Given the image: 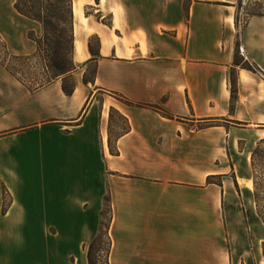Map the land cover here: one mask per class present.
I'll return each mask as SVG.
<instances>
[{"label":"crops","instance_id":"crops-1","mask_svg":"<svg viewBox=\"0 0 264 264\" xmlns=\"http://www.w3.org/2000/svg\"><path fill=\"white\" fill-rule=\"evenodd\" d=\"M77 3L71 95L61 79L31 87L0 64L1 219L45 222L43 264H88L108 196L103 263L241 264L227 244L228 175L264 141V0L243 20L238 0ZM20 17L0 41L33 55L27 32L41 26ZM237 41L256 72L234 64Z\"/></svg>","mask_w":264,"mask_h":264},{"label":"rangeland","instance_id":"rangeland-1","mask_svg":"<svg viewBox=\"0 0 264 264\" xmlns=\"http://www.w3.org/2000/svg\"><path fill=\"white\" fill-rule=\"evenodd\" d=\"M115 1L103 0L101 2L100 0H95V3L100 4L102 10H107L113 6ZM122 1L125 3V0ZM14 2L15 0H0L1 27L6 26L7 22L25 20L14 10ZM262 8L263 0H239L236 19L243 20L248 14L260 13ZM83 11L86 15L92 13L85 7ZM99 19L100 16H98ZM102 21L110 24L109 17ZM9 30L6 29L4 31L7 32ZM0 32H2L1 28ZM30 32H33L34 37L42 36V30L35 29L28 31L27 37ZM0 60L8 67L16 70L19 73L20 79L31 87L43 82L46 78L45 64H47V61L43 57L14 55L8 50L3 40L0 41ZM92 70L93 67L89 66L87 78L92 74ZM244 143L240 144V149H244ZM250 145L251 143H249ZM235 162L237 163L236 171L228 175L232 194L228 193L227 195L226 211L227 217L230 218L228 231L226 232V234H229L227 235V244L233 249L234 257L236 259L241 258V264H264V141L255 142L253 148L245 151L241 157H237ZM234 178L236 184H238V181L240 182L238 184V195L235 193L232 185ZM222 180V176H216L210 181L221 183ZM35 192H39V190H35ZM10 200L11 198L9 197L6 209ZM2 215L4 213L1 209L0 262L2 264H10L23 259L27 260L31 257L37 264H43L46 248L45 222L37 220H24L20 222L12 219L2 220ZM101 223L106 227V220L99 221V228L101 227ZM228 238L230 242H228ZM101 241L103 243L106 242L105 239ZM100 261L98 264H103L102 260Z\"/></svg>","mask_w":264,"mask_h":264},{"label":"trees","instance_id":"trees-1","mask_svg":"<svg viewBox=\"0 0 264 264\" xmlns=\"http://www.w3.org/2000/svg\"><path fill=\"white\" fill-rule=\"evenodd\" d=\"M14 10L20 16L41 26V37H34V35L32 34L33 32H30L28 34V38L36 44V51L33 56H41L45 61H47V64H45L46 78L45 80H43V82L37 84L36 86L40 88L44 85L49 84L55 79H61L63 92L65 93V95H71L74 91L75 86L72 77V72L75 69L73 63V0H15ZM90 52L93 53V50H91V48ZM0 64L5 67L6 70L17 80L27 85L22 79H20V77L18 76L19 73L16 70H14L12 67H8L1 60ZM234 64L236 66H241L243 69H246L248 71H257L256 67L239 58L238 41L236 42ZM94 70L95 69L92 70V76L94 74ZM84 80H87V77H85ZM230 83L231 95L233 99L236 93V76L233 70L230 73ZM211 179L213 178H208V181H210ZM234 182L236 184L235 178ZM2 193V212L5 213L10 194L8 193L5 186H3ZM100 218V221L106 220L107 225L106 227H104L101 223V227L103 226V228H99L97 236L89 245L87 252L88 264L100 263V260H102V255L107 256L109 253L110 240L108 237V228L110 223V206L108 196H106L104 199V206L100 213ZM102 238L105 239V243L101 241L103 240ZM104 263L107 264V259H105Z\"/></svg>","mask_w":264,"mask_h":264},{"label":"bare ground","instance_id":"bare-ground-1","mask_svg":"<svg viewBox=\"0 0 264 264\" xmlns=\"http://www.w3.org/2000/svg\"><path fill=\"white\" fill-rule=\"evenodd\" d=\"M78 8H79V5H78V3H77V4H75L74 10H73V12L75 13V16H76L77 18L80 16V15H79ZM76 46H77V48H79L80 45L77 43Z\"/></svg>","mask_w":264,"mask_h":264}]
</instances>
